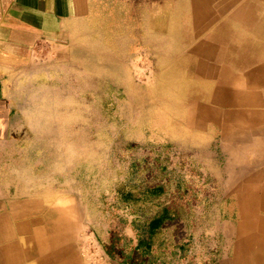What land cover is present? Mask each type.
<instances>
[{"label": "rangeland", "instance_id": "1", "mask_svg": "<svg viewBox=\"0 0 264 264\" xmlns=\"http://www.w3.org/2000/svg\"><path fill=\"white\" fill-rule=\"evenodd\" d=\"M170 4L103 10L61 88L55 79L13 92L2 194L59 202L64 221L43 218L49 243L65 241L59 264H264V193L254 187L264 183V25H202L185 0ZM139 222L145 231L134 232Z\"/></svg>", "mask_w": 264, "mask_h": 264}, {"label": "crops", "instance_id": "2", "mask_svg": "<svg viewBox=\"0 0 264 264\" xmlns=\"http://www.w3.org/2000/svg\"><path fill=\"white\" fill-rule=\"evenodd\" d=\"M129 2L130 0H0V154L2 137L8 134L9 122L16 116L17 100L14 99L13 92L28 84L38 81L49 83L55 79L58 81L55 87L61 88L60 74L66 71V63L72 56V51L82 47L81 41L85 34L96 32L102 11L123 8ZM170 2V8L176 9L177 0ZM185 8L186 17L193 20L197 18L198 21L201 19L202 25L216 23L211 18L219 16L226 18L222 21L224 24H248L255 31L257 26L264 25V0H185ZM212 9H220L224 13L212 14ZM1 185L0 159V264H17L20 262L19 254L30 257L28 262L20 264H59L55 259L64 254L65 241H61L60 236L49 243L50 229L43 218L53 212L56 218H63L64 221L66 211L59 202L49 204L42 198L25 199L21 202L8 199L2 194ZM143 212L139 218L145 215ZM32 221L36 224L32 225ZM141 223L135 225L134 232L145 231L144 224ZM155 223V219L149 222L148 230ZM17 226L20 232H27L30 240L23 246L16 236ZM130 226L133 228L131 224L128 225ZM34 234L37 235L36 240ZM126 260L131 263L135 258Z\"/></svg>", "mask_w": 264, "mask_h": 264}, {"label": "bare ground", "instance_id": "3", "mask_svg": "<svg viewBox=\"0 0 264 264\" xmlns=\"http://www.w3.org/2000/svg\"><path fill=\"white\" fill-rule=\"evenodd\" d=\"M251 75V74H250ZM247 77V76H246ZM252 77V76H251ZM215 78V77H214ZM218 79V83H220L221 81H222V78L221 79H219V78H217ZM256 79V78H255ZM261 80H262V78H261ZM217 83V82H216ZM258 83V82H257ZM248 84V83H247ZM240 85V84H239ZM246 85V84H245ZM244 85V86H245ZM251 85V84H250ZM250 85H249V87H250ZM258 85V84H257ZM241 86H239V88H240ZM239 90H241V89H239ZM236 91V90H235ZM244 92L245 91H241L240 92V94H239V96H238V98L239 99H241L242 97H244L245 96V94H244ZM237 95V94H236ZM229 97L227 96V94H223V92H222V90L221 89H219V88H217L216 90H215V92L212 94V99H213V101L214 102H221L222 104H224L225 103V100L226 99H228ZM236 98V97H235ZM226 101H228V100H226ZM192 110V109H191ZM246 113V112H245ZM252 113V112H251ZM250 114V113H249ZM188 115H189V113H188ZM191 115H189V117H190ZM263 143L264 142H259V143H257V145L258 146H261V145H263ZM263 150H261V149H259V148H257V149H255V150H257L258 152H260V157L262 158V163L264 164V148H262ZM260 176V174H257V175H255L254 177H259ZM264 184V183H263ZM262 184V186H260V185H257L256 183L254 184V187H255V191H258V189H260L259 191H262L263 193H264V185ZM245 192V191H244ZM264 195V194H263ZM264 199V198H263ZM254 201H257V198H254V200H253V202ZM238 204H239V206H240V218H242V216H244V210H243V199H241V198H238ZM57 222V221H56ZM61 222V221H60ZM63 222V221H62ZM55 224V223H54ZM58 225H61V224H58ZM57 225V226H58ZM241 225V224H240ZM62 228V227H61ZM53 229V228H52ZM54 229H55V226H54ZM54 232V231H53ZM60 233V232H59ZM27 257V256H26ZM20 262H17V264H19Z\"/></svg>", "mask_w": 264, "mask_h": 264}, {"label": "flooded vegetation", "instance_id": "4", "mask_svg": "<svg viewBox=\"0 0 264 264\" xmlns=\"http://www.w3.org/2000/svg\"><path fill=\"white\" fill-rule=\"evenodd\" d=\"M130 260V259H129ZM128 260H126L125 264H134V260L130 263L129 261L127 262Z\"/></svg>", "mask_w": 264, "mask_h": 264}]
</instances>
